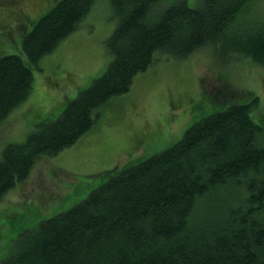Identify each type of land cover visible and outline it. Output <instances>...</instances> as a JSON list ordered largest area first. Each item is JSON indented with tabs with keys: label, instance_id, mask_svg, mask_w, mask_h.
Returning <instances> with one entry per match:
<instances>
[{
	"label": "trees",
	"instance_id": "obj_1",
	"mask_svg": "<svg viewBox=\"0 0 264 264\" xmlns=\"http://www.w3.org/2000/svg\"><path fill=\"white\" fill-rule=\"evenodd\" d=\"M97 2L59 1L24 36L22 54L0 57V124L28 102L34 69ZM255 2L110 0L117 26L105 45L107 70L58 119L2 149L0 201L41 158L90 134L102 111L130 94L159 55L186 59L210 49L226 62L264 67V19ZM226 97L222 110L196 122L171 148L108 172L81 203L24 229L0 264H264V127L251 116L261 111L259 99L248 95L240 104Z\"/></svg>",
	"mask_w": 264,
	"mask_h": 264
},
{
	"label": "rangeland",
	"instance_id": "obj_2",
	"mask_svg": "<svg viewBox=\"0 0 264 264\" xmlns=\"http://www.w3.org/2000/svg\"><path fill=\"white\" fill-rule=\"evenodd\" d=\"M59 1L0 0V57L22 54L24 36ZM187 2L194 6L199 0ZM254 7L264 19V0ZM116 26L110 0H98L77 31L34 69L28 102L0 124V152L9 143L24 142L44 120L58 119L68 102L104 74L111 61L105 45ZM216 91L218 98L212 95ZM227 95L240 104L256 96L262 112L256 108L251 116L264 127V67L249 60L226 62L210 49L186 59L159 55L130 94L102 111L90 134L55 157L41 158L28 179L0 201V261L15 250L24 229L81 203L108 172L171 148L196 122L222 110Z\"/></svg>",
	"mask_w": 264,
	"mask_h": 264
},
{
	"label": "bare ground",
	"instance_id": "obj_3",
	"mask_svg": "<svg viewBox=\"0 0 264 264\" xmlns=\"http://www.w3.org/2000/svg\"><path fill=\"white\" fill-rule=\"evenodd\" d=\"M12 6V5H11ZM109 54V53H108ZM108 56V55H107ZM133 83V82H132Z\"/></svg>",
	"mask_w": 264,
	"mask_h": 264
}]
</instances>
